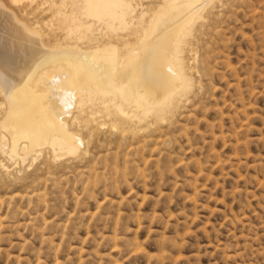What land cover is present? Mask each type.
<instances>
[{"label": "rangeland", "instance_id": "374dc122", "mask_svg": "<svg viewBox=\"0 0 264 264\" xmlns=\"http://www.w3.org/2000/svg\"><path fill=\"white\" fill-rule=\"evenodd\" d=\"M1 3L43 44L61 34L60 2ZM200 14L192 88L163 117L83 122L76 154L0 148V264H264V0Z\"/></svg>", "mask_w": 264, "mask_h": 264}, {"label": "bare ground", "instance_id": "6f19581e", "mask_svg": "<svg viewBox=\"0 0 264 264\" xmlns=\"http://www.w3.org/2000/svg\"><path fill=\"white\" fill-rule=\"evenodd\" d=\"M49 1L60 2L53 9L62 28L53 45L0 0V30L12 44L0 43V96L7 107L1 128L9 137L2 131L0 148L9 156L76 154L82 143L74 128L81 123L161 118L191 90L182 53L212 0Z\"/></svg>", "mask_w": 264, "mask_h": 264}]
</instances>
